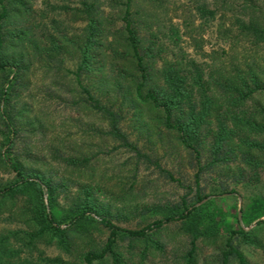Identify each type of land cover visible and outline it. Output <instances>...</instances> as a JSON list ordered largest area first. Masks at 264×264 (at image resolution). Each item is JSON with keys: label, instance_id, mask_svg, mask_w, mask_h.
Masks as SVG:
<instances>
[{"label": "rangeland", "instance_id": "374dc122", "mask_svg": "<svg viewBox=\"0 0 264 264\" xmlns=\"http://www.w3.org/2000/svg\"><path fill=\"white\" fill-rule=\"evenodd\" d=\"M205 1L218 7L222 4V0L133 1L131 12L142 27V35L155 42L154 51H162L152 72L157 74L164 60L183 56L195 59L207 72L216 73L221 62H225L228 69L236 64L242 69L253 64L264 74V42L255 45L239 35L232 53L227 55L222 48L227 49L228 43L218 33L223 23L219 15L204 31L197 29L194 38H190L191 31L185 28V22L197 18L196 6ZM80 2L28 0L30 14L26 23L35 32L34 41L38 46L27 49L29 70L23 83L11 94L14 110L23 111L25 118L12 151L16 157L20 154L22 158H30L29 162H37L36 166L54 180L66 181L67 189L57 201L59 209L70 206L79 185L88 183L96 187L102 201L100 215L93 214L95 220L86 224L95 242L72 232L76 237L70 251L59 247L57 240L51 243L45 240L34 254L24 253L23 257L36 261L40 257H58L61 264H83L82 253L99 251L110 235L102 223L103 217L122 228L142 229L162 217L159 210L165 205L172 206L184 198L191 202L201 193L211 195V210L217 215L218 228L215 237L197 241L196 264H220L226 240L232 230L241 228L255 230L253 241L246 243L237 234L235 243L251 264H264V223H259L264 220V152L250 150L251 155H246L240 138L225 141L220 152H215L216 143L210 130L218 127L217 121L209 122L194 144L199 151L182 145L176 134L153 122L144 127L146 131L138 133L137 128L146 121L141 123L130 117L125 128L147 155H138L111 139L101 116L83 103V92L72 75L79 64L78 46L83 41L86 25ZM231 2L238 5L235 14L241 15L239 6L243 0ZM225 21L228 25L229 19ZM198 24L196 20L194 25ZM14 31L8 33L7 41L12 42L11 36L17 33ZM109 60L103 54L94 60L96 68L104 65L106 79L110 76L109 68L114 67ZM96 74L91 77L99 79L101 73ZM257 95L249 103L251 110L264 107V91ZM247 156H253L256 162H250ZM15 176V172L0 168L4 182ZM20 205L21 199H18L17 209ZM11 207L8 202L0 211V233L8 228H25L24 221ZM180 223L178 220L165 223L162 230L155 232L153 238L162 249L151 248L145 258L141 257L143 243L137 242L132 248L128 240L122 241L119 249L124 263L181 264L190 248V238L182 233ZM94 263L112 264L108 255ZM230 264L239 263L233 258Z\"/></svg>", "mask_w": 264, "mask_h": 264}, {"label": "trees", "instance_id": "16d2710c", "mask_svg": "<svg viewBox=\"0 0 264 264\" xmlns=\"http://www.w3.org/2000/svg\"><path fill=\"white\" fill-rule=\"evenodd\" d=\"M133 1L80 2L86 25L83 41L78 46L79 64L72 75L83 92V103L107 124V135L138 155L146 156L125 128L130 117L141 123L146 121L137 128L138 133L146 131L144 127L153 122L176 134L182 145L199 151L194 144L207 124L217 121L218 127L210 130L216 143L215 152H220L225 141L236 138L243 142L246 155H251L250 150L264 152V107L249 109V103L264 91V74L253 64L244 69L236 64L228 69L225 62H221L216 73L207 72L195 59L183 56L164 60L154 74L152 67L162 51H154L155 42L142 35V27L131 12ZM257 1L243 0L239 6L241 15L235 14L238 5L231 0H222L219 7L208 1L202 2L196 6L197 18L185 22V28L191 31L190 38H194V31H204L219 15L223 23L218 33L222 41L228 43L227 49L222 48L227 55L235 47L239 35L259 45L264 42V2L259 4ZM28 14V0H0V168L16 174L9 182L0 177V211L9 202L10 210L25 223V228H8L0 233V264H61L58 257H40L36 261L23 254H34L45 240L50 243L57 240L59 247L70 251L76 237L72 232L79 238L95 242L86 224L95 220L93 214L100 215L102 201L96 187L85 183L77 188L70 206L59 209L57 201L67 189L66 181L54 180L36 166L37 162H29L30 158H22L24 156L20 154L16 157L12 151L25 118L23 111L14 110L11 94L23 83L29 70L27 49L38 46L34 41L35 32L26 23ZM196 20L199 24L195 26ZM11 30L17 33L9 42ZM101 54L105 59L110 57L109 62L114 66L109 68L107 79L104 65L96 68L94 64ZM97 72L101 76L93 79L91 76ZM247 159L250 162L257 160L253 156ZM210 196L198 193L191 202L184 198L172 206L165 205L159 210L162 217L142 229L122 228L103 217L102 223L108 227L110 235L99 251L82 253V263L95 264V260H103L108 255L112 264H125L119 246L126 240L132 248L137 242L143 243L141 257L145 258L151 248L162 249L153 238L154 233L162 230L165 223L178 220L182 233L190 238V248L181 264H196L197 241L217 234L218 220L211 210ZM18 199H21L19 209ZM254 231L232 230L226 248L222 249L220 264H230L233 258L239 264H251L234 240L238 234L244 242H251Z\"/></svg>", "mask_w": 264, "mask_h": 264}]
</instances>
